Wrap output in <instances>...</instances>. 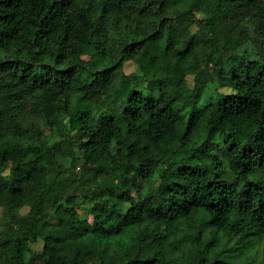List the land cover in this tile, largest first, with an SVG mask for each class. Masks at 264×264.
<instances>
[{"label": "trees", "instance_id": "obj_1", "mask_svg": "<svg viewBox=\"0 0 264 264\" xmlns=\"http://www.w3.org/2000/svg\"><path fill=\"white\" fill-rule=\"evenodd\" d=\"M0 209V264H245L264 0H0Z\"/></svg>", "mask_w": 264, "mask_h": 264}, {"label": "rangeland", "instance_id": "obj_2", "mask_svg": "<svg viewBox=\"0 0 264 264\" xmlns=\"http://www.w3.org/2000/svg\"><path fill=\"white\" fill-rule=\"evenodd\" d=\"M136 69V65L133 61H126L124 63V70L126 72H132ZM189 81L190 83L193 82V76L189 77ZM214 87V85H211L210 88H208V93L209 91L212 90V88ZM207 93V94H208ZM205 97L202 99L201 104L205 101ZM46 132H49V128H46ZM9 167L6 168V172H8ZM29 209L28 206H26L22 211L26 212ZM80 214L81 216L85 217L87 215L86 209H81L80 210ZM1 221H2V210L0 209V226H1ZM43 246V241L40 240L36 243H32L31 244V248L35 251H40L42 249ZM239 261H244L245 264H262L264 262V242L257 244V246L246 252L243 256L238 257L235 259V262L239 263ZM242 264V263H240Z\"/></svg>", "mask_w": 264, "mask_h": 264}]
</instances>
